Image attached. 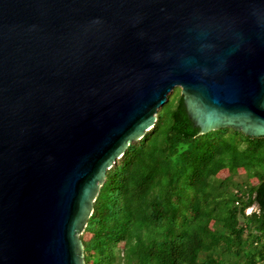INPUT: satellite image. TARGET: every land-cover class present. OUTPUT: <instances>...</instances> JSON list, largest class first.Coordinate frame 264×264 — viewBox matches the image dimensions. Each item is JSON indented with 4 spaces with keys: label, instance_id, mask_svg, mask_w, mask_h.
Here are the masks:
<instances>
[{
    "label": "water",
    "instance_id": "obj_1",
    "mask_svg": "<svg viewBox=\"0 0 264 264\" xmlns=\"http://www.w3.org/2000/svg\"><path fill=\"white\" fill-rule=\"evenodd\" d=\"M175 87L199 133L264 136V0H0V264H85L107 169Z\"/></svg>",
    "mask_w": 264,
    "mask_h": 264
},
{
    "label": "trees",
    "instance_id": "obj_2",
    "mask_svg": "<svg viewBox=\"0 0 264 264\" xmlns=\"http://www.w3.org/2000/svg\"><path fill=\"white\" fill-rule=\"evenodd\" d=\"M80 237L85 264H264V136L199 133L174 88L107 169Z\"/></svg>",
    "mask_w": 264,
    "mask_h": 264
},
{
    "label": "rangeland",
    "instance_id": "obj_3",
    "mask_svg": "<svg viewBox=\"0 0 264 264\" xmlns=\"http://www.w3.org/2000/svg\"><path fill=\"white\" fill-rule=\"evenodd\" d=\"M176 88V87H175ZM179 88V87H178ZM180 89V88H179ZM225 173H226V171H221L220 173H219V175L220 176H224L225 175ZM239 179L241 178V177H238ZM254 208H256V206L254 205V206H252L251 208H249L248 209V211H250L251 209H254Z\"/></svg>",
    "mask_w": 264,
    "mask_h": 264
},
{
    "label": "built area",
    "instance_id": "obj_4",
    "mask_svg": "<svg viewBox=\"0 0 264 264\" xmlns=\"http://www.w3.org/2000/svg\"><path fill=\"white\" fill-rule=\"evenodd\" d=\"M263 243H264V241H263Z\"/></svg>",
    "mask_w": 264,
    "mask_h": 264
}]
</instances>
